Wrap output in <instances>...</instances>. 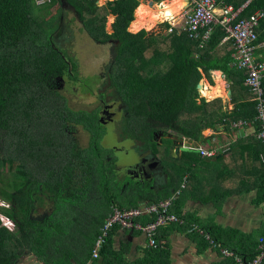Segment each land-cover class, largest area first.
<instances>
[{"label": "trees", "instance_id": "1", "mask_svg": "<svg viewBox=\"0 0 264 264\" xmlns=\"http://www.w3.org/2000/svg\"><path fill=\"white\" fill-rule=\"evenodd\" d=\"M218 1L235 8L246 2ZM57 4L58 13L46 18ZM139 4V0H112L103 6L95 0H0V199L9 205L0 209V218L14 224L10 229L0 219V264H17L26 255L42 264H170L168 247L159 243L143 249L140 258L128 259L130 246L115 242L118 227L109 233L99 257H93L112 206L137 208L159 197L129 199L130 204L123 205L113 195L108 203L113 175L107 154L101 151L97 112L74 110L60 89L63 82L81 81L77 62L59 48L60 14L71 8L91 39L98 44L115 43L107 94L119 95L126 106V133L143 140L155 154L156 132L173 129L180 136L198 140L203 129L225 123L222 120L228 115L223 114L221 98L211 102L200 98V68L209 77L210 70L223 71L236 92L250 90L244 84L245 73L232 65L231 52L223 57L217 54L226 36L223 28L214 29L204 48L185 33L174 32L160 40L143 36L148 33L144 28L131 27L135 34L129 27ZM258 10L264 11V0H253L241 17ZM174 12L168 9L165 16L172 17ZM109 14L117 17L112 33L106 29ZM141 14L139 8L137 20ZM262 30L264 21L257 44L264 40ZM203 85V95H210ZM256 113L253 100L237 102L233 120L254 122ZM78 128L88 132V146L80 145L75 133ZM261 151L264 156V145ZM183 156L188 161L181 167L169 166L175 180L190 173L199 159L197 154ZM48 194L53 195L56 208L47 218L37 220L36 203L41 201L42 206ZM139 220L146 223L153 218ZM251 254L246 260L256 257L258 246Z\"/></svg>", "mask_w": 264, "mask_h": 264}, {"label": "crops", "instance_id": "2", "mask_svg": "<svg viewBox=\"0 0 264 264\" xmlns=\"http://www.w3.org/2000/svg\"><path fill=\"white\" fill-rule=\"evenodd\" d=\"M166 1L168 3L164 7L162 4L165 0L157 3L165 20L170 18L165 16L168 9L175 10L172 17L178 18L191 2L185 0L186 5L182 6L184 0ZM147 2L151 3V0ZM155 2L157 1L153 0V3ZM149 8H152L150 4ZM114 17L116 20L117 17ZM166 32L165 37L174 32L185 33L192 41L197 42L200 48H204L211 40L210 37L203 43L201 39H192L187 31L180 28L170 31V26H166ZM261 33H264V30ZM219 46L217 49L219 57L225 56L228 52H231L232 57L231 43L221 42ZM256 56L264 60V40L258 43ZM232 65L239 69L234 64V60ZM199 70L203 74L200 83L205 82L206 89L212 94L211 96L200 94V98H205L206 102L221 98L223 114L226 113L228 117L222 120L225 123L203 129L201 133H205L204 137H199L198 140L188 139L185 136L181 138L185 140L184 145L192 149L205 147L206 149L223 148V150L213 157H202L197 153L196 158L199 159L192 164L193 169L191 167L190 173L185 174L183 178L176 177V180H173L175 184L165 189L161 196L158 194L159 191L151 195L154 198L159 197L156 202L163 198H174L172 211L187 220L186 224H173L160 229L158 243L162 247H168L170 264H237L235 257L224 256L218 248L210 246L202 235L189 232L188 226L195 224L205 229L213 239L245 260L252 255V252L257 251L259 240L264 236V156L261 155L264 143L257 136L259 130L257 121L249 123L243 127L244 129H231L230 123L244 120H233V117L237 110V102L252 100L253 94L250 88L245 85L250 92L238 90L236 92L223 71L210 70L211 77H209L201 68ZM242 71L246 75V72ZM217 72L221 73V76H216ZM203 78L206 80L204 81ZM209 78L211 82L208 81ZM230 91L231 96L228 95ZM234 93H236L235 97H233ZM186 157L182 153L180 158L179 156L174 158L175 166L181 167L182 163L188 161ZM165 173L167 177L166 168ZM149 199L151 200V198L147 200ZM116 231L115 242L119 246L122 243L130 246V252L126 256L128 259L140 258L143 249L149 247L148 239L142 233L121 229ZM261 264H264V261Z\"/></svg>", "mask_w": 264, "mask_h": 264}, {"label": "built area", "instance_id": "3", "mask_svg": "<svg viewBox=\"0 0 264 264\" xmlns=\"http://www.w3.org/2000/svg\"><path fill=\"white\" fill-rule=\"evenodd\" d=\"M252 1L247 0L241 7L235 8L233 5L219 3L217 0H191L176 20L169 19L168 22L170 31L180 28L187 31L192 39H201L203 43L209 40L216 27L225 30L226 36L222 42L232 44L234 64L246 72L244 83L252 91V100L256 105L257 113L254 121H257L259 125L257 136L264 143V60L256 56L258 29L264 21V11L258 10L249 17H241V13ZM249 123L252 122L240 120L230 124L231 129L240 130ZM197 149L202 157H213L223 150V148L206 149L205 147ZM173 201L174 198H163L157 202L146 201L139 207L130 209L120 208L117 205L112 206V212L101 228L96 241L93 257H99V251L106 243L109 233L116 227L121 230L140 231L147 237L149 246L157 245L161 227L185 224L187 221L184 216L172 211ZM140 217H150L153 220L143 223L139 220ZM11 225L14 227L13 223ZM189 232L199 233L209 242L210 246L218 248L224 256L235 257L237 264H261L264 261V236L259 240L256 257L245 260L234 251L224 247L221 242L213 239L205 229L192 224Z\"/></svg>", "mask_w": 264, "mask_h": 264}, {"label": "rangeland", "instance_id": "4", "mask_svg": "<svg viewBox=\"0 0 264 264\" xmlns=\"http://www.w3.org/2000/svg\"><path fill=\"white\" fill-rule=\"evenodd\" d=\"M38 1L41 3V2H44L45 0H38ZM95 1L97 2L99 6H103L108 1H112V0H95ZM147 1L148 0H140V4L135 10V14H134L135 20L132 22L131 26L129 27V31L137 34V32H134L131 29V27L135 29L145 28L148 33L143 36H146V37L155 36L161 40L162 38L166 36V33H167L165 23L166 22L169 23V22L168 20L164 19V16H161L162 14H161L159 5L157 4L158 2H155L154 5H151V3H148ZM167 3L162 4V6L163 7L166 6ZM149 4L150 6H152V8H149ZM185 5H186V2L184 0L182 3V6H185ZM59 8H60V5L57 4L54 8H52V10L49 13L46 14L47 15L46 18H51L55 14H57L59 11ZM139 8L142 9V14H141V17L137 20ZM61 15H62V18H61ZM60 19L62 23V31L58 39V42L60 43L59 48H62L68 51V53L70 54V57L75 59V61L77 62L79 66V78H81V81L77 83L73 81L71 83V86L69 87V90H66V89L63 90V88H60V89L62 90L64 95L67 96V98L69 99V104L74 110L91 111L98 105V100L101 98V96L98 97V94H101V92L107 93V88L110 86L108 83V74L111 70V67L114 64V58L116 56V49H115L116 45L113 42H110L107 44H98L96 41L91 39L89 35H87L86 30L83 28V24L80 18L76 16V14L73 12L71 8L65 9L64 11H62L60 14L59 20ZM114 21H115V17L112 14H109L108 21L106 24L107 32L109 33L113 32L112 26H113ZM162 45H164V43ZM163 49H167V46H163ZM204 79L206 80V78H203V80ZM208 81L211 82V79L209 78ZM203 84H204L203 90L206 91L205 82H203ZM108 95H110V98L116 97L115 99L119 97V95L114 96L113 94H109V93ZM206 95L211 96L212 94L208 95V92H207ZM105 99L107 98L105 97ZM124 108L126 110V106H124ZM118 124L121 126L122 120H120ZM102 130L104 131L107 130L109 132H112L110 128L108 127H105ZM121 131L122 133L120 131L118 132V136L120 138L126 137V135H128L126 131L124 130V124L122 125ZM76 132H77L76 136L78 138L80 145L83 147L88 146L91 142L88 132H86L85 130H80V129H77ZM204 134L205 133L201 134V138L202 136L204 137ZM139 142L141 143V141L136 142L137 143L135 144L136 147H138ZM127 144H128V141H125L123 144H120V145L125 146L127 148ZM165 148H166V152L162 159V166H164L167 169V177L165 176L166 173L165 172L161 173L162 170L160 169V173L163 175L159 174V171H158L159 175L155 176L156 179H158V181L153 184L149 181L147 182V184H143V185L136 184L135 182L132 181L130 176H125L120 180V182H118L116 178L117 170L114 171V166L110 165L112 167V175H113V177H111L110 179V182L112 183L113 189L111 188V193L107 195L108 203L110 204L113 195L115 197L116 203L119 202L123 205L130 204L129 199H132V200L134 199L137 201L139 197H141L140 200L145 201L147 198H152L151 195L159 191L160 189L161 190L158 192V194L161 196L162 193L166 191L165 189L172 187L175 184L173 182L175 178L173 177L171 173L168 172V170H171L169 166H173L175 164V160L171 159V157L176 158L178 157V154L175 153V151H173V153L168 156L167 151L169 150L167 147ZM101 151L103 153H106L107 155L111 154L108 151V149L102 146H101ZM181 154L182 153H180V156ZM111 156L113 157V160H115L112 154ZM162 183H163V187L161 186ZM43 199H44V203L42 206L40 205L41 201H37L36 203L38 212L34 217L37 220L47 218L56 208V205L54 204L52 200L53 195L48 194L44 196ZM102 199H103V195L102 193H100L99 201L102 202L103 201ZM7 206L9 207L8 203L0 199V209L2 208L6 209ZM1 220L3 221L4 225L6 224V222H11L10 220L6 219L3 216ZM12 227L13 226L11 225L10 229ZM17 264H42V263L38 262L35 258L28 257L26 255L25 257L21 258L17 262Z\"/></svg>", "mask_w": 264, "mask_h": 264}, {"label": "flooded vegetation", "instance_id": "5", "mask_svg": "<svg viewBox=\"0 0 264 264\" xmlns=\"http://www.w3.org/2000/svg\"><path fill=\"white\" fill-rule=\"evenodd\" d=\"M71 82L72 80H70L69 82H63L61 88H63L64 90H69ZM113 95L117 96L114 93ZM99 96H101V98L98 100L99 106L97 105L92 110L97 112L98 121L100 123L99 129L102 134V139L100 142L103 145L102 147L108 149V151L115 158V160H113L111 154L105 156L108 163L111 166H114V171L117 170V181L120 182L123 177L130 176L132 181L139 185L147 184L148 181L152 184L156 183L158 179H156L155 176L165 172V168L164 166H162V159L166 152L165 147H167L169 150L167 151V155L169 156L173 153V151H175V149L180 146V144L178 143L181 141L182 136H180L177 131L173 129H169L168 132H163L162 130L156 132L155 139L157 140L158 144V152L156 154L153 150H151L149 146L146 145L143 140H137L129 134L126 135V137L120 138L118 136V132L120 131L122 133L121 130L123 124L124 130L126 131L127 123L125 122V120L127 109L125 110V105L120 97H118L117 99H115L116 97L110 98V95L104 92L98 94V97ZM105 97L107 99H105ZM120 120H122L121 126L118 124ZM105 127L110 128L112 132L102 130ZM78 129L82 130L81 128ZM75 133L77 132L75 131ZM125 141H128L127 148L120 145ZM138 141H141V143L139 142L138 144V147L141 149L135 146V144H137L136 142ZM171 159L174 158L171 157ZM160 169L162 170L161 173Z\"/></svg>", "mask_w": 264, "mask_h": 264}, {"label": "water", "instance_id": "6", "mask_svg": "<svg viewBox=\"0 0 264 264\" xmlns=\"http://www.w3.org/2000/svg\"><path fill=\"white\" fill-rule=\"evenodd\" d=\"M94 1V0H92ZM151 3H153V0H151ZM200 84H198V90L200 92L201 95H203L202 91L200 90ZM229 96H231V91L228 93ZM189 143V141H188ZM176 144V143H175ZM178 144H180V146L175 149V152L178 154L179 158H180V153H199V150L198 149H192V148H189V147H186L184 144H185V140L182 139Z\"/></svg>", "mask_w": 264, "mask_h": 264}, {"label": "bare ground", "instance_id": "7", "mask_svg": "<svg viewBox=\"0 0 264 264\" xmlns=\"http://www.w3.org/2000/svg\"><path fill=\"white\" fill-rule=\"evenodd\" d=\"M151 4H154V3H151ZM169 19L172 20V21H173V20H176V19H177V16H175V17H170V18H168L167 20H169Z\"/></svg>", "mask_w": 264, "mask_h": 264}, {"label": "clouds", "instance_id": "8", "mask_svg": "<svg viewBox=\"0 0 264 264\" xmlns=\"http://www.w3.org/2000/svg\"><path fill=\"white\" fill-rule=\"evenodd\" d=\"M0 219H2V218H0ZM5 226L10 228L11 227V222H6Z\"/></svg>", "mask_w": 264, "mask_h": 264}]
</instances>
